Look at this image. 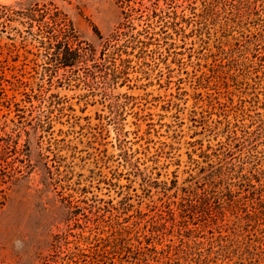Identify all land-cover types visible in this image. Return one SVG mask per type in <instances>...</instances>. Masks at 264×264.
Returning a JSON list of instances; mask_svg holds the SVG:
<instances>
[{
  "label": "rangeland",
  "instance_id": "obj_1",
  "mask_svg": "<svg viewBox=\"0 0 264 264\" xmlns=\"http://www.w3.org/2000/svg\"><path fill=\"white\" fill-rule=\"evenodd\" d=\"M146 2L0 0V264H264V0Z\"/></svg>",
  "mask_w": 264,
  "mask_h": 264
},
{
  "label": "trees",
  "instance_id": "obj_2",
  "mask_svg": "<svg viewBox=\"0 0 264 264\" xmlns=\"http://www.w3.org/2000/svg\"><path fill=\"white\" fill-rule=\"evenodd\" d=\"M117 1L123 8L122 12L125 17L124 24L128 25L136 14H141L148 8L146 1L152 0ZM51 5L53 7H46L43 12H39L42 18H32L36 17L35 10H31L28 17L31 20H39V30H43V33H45V37L48 38L50 44H56L59 49L57 56L63 65L74 66L78 63L87 61L91 57L92 53H94L93 51H95V49L90 46L82 45L78 41L72 21L64 12L59 10L57 6H54L53 4Z\"/></svg>",
  "mask_w": 264,
  "mask_h": 264
}]
</instances>
